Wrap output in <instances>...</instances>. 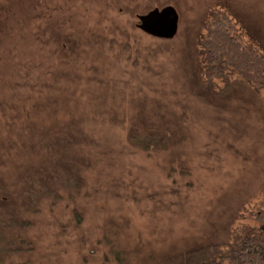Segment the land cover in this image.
Wrapping results in <instances>:
<instances>
[{"label":"rangeland","instance_id":"374dc122","mask_svg":"<svg viewBox=\"0 0 264 264\" xmlns=\"http://www.w3.org/2000/svg\"><path fill=\"white\" fill-rule=\"evenodd\" d=\"M164 5L178 17L172 38L135 27L136 15ZM10 10L16 24L0 45V153L17 160L12 143L25 141L30 124L61 131L69 115L73 141L64 147L76 153L60 157L75 186L49 179L52 190L23 216L29 250L6 260L117 264L101 241L106 227L125 264H174L187 249L222 250L241 228L257 227L264 83L229 67L207 80L198 52L215 17L264 56V0H14ZM138 119L167 133L166 150L130 144ZM4 168L7 195L16 197L23 181Z\"/></svg>","mask_w":264,"mask_h":264},{"label":"trees","instance_id":"16d2710c","mask_svg":"<svg viewBox=\"0 0 264 264\" xmlns=\"http://www.w3.org/2000/svg\"><path fill=\"white\" fill-rule=\"evenodd\" d=\"M13 4L14 0H0L1 46L8 37L6 34L10 32L9 23L16 24L10 10ZM204 28L205 34L201 38L198 52L201 56V63L205 65L203 70L200 69L204 78L209 80L214 77H223L225 68L229 67L244 80L264 83V56L242 45L225 18L214 17L213 21L206 24ZM75 120L74 116L69 115L66 125L62 124L61 131H53L55 126L51 125L50 127L43 125L35 127L30 124L24 134L25 141L19 144L20 139L12 143L17 148L16 157H18L17 154H21L17 160L14 161L10 155L0 153V264H26L25 261L13 262L6 259L29 250L28 242L23 239L21 232L28 224L23 216L28 213L29 207L30 209L34 207L43 193L47 194L52 190L48 188L49 179H53V183L65 182L67 187L75 186V179L69 174L72 172L71 164L66 161L67 159H60L61 155L68 151L65 148L66 143L73 141L71 132L74 130ZM138 121L140 125L133 126L127 132L130 144L138 146L143 151H156L158 148L166 150L171 141L167 133L162 134L155 129L149 130L148 126L141 124L144 121L139 119ZM67 133H69V138L64 136ZM61 145L62 148L58 150V146ZM73 153H76L74 148L66 155ZM31 157H34L35 161L32 159L28 161ZM19 159L25 162L20 163ZM55 159L59 162L55 163ZM7 165H11L14 173L18 174L23 181L17 190L16 197L7 195L5 190L9 187L10 181L6 174H3L4 167ZM18 180L17 177L14 183ZM76 213L74 215L78 219ZM251 216L259 222L257 227L241 228V235L234 238V241L231 240L232 243L228 242L225 245L227 249L219 250L218 245L211 243L198 245L176 255L174 264H264V208L256 209ZM112 234L114 233L108 231V228L103 227L101 241L104 242L108 253L113 256L117 264H125L124 252L113 242L114 235Z\"/></svg>","mask_w":264,"mask_h":264},{"label":"water","instance_id":"95a60500","mask_svg":"<svg viewBox=\"0 0 264 264\" xmlns=\"http://www.w3.org/2000/svg\"><path fill=\"white\" fill-rule=\"evenodd\" d=\"M135 18L138 21L135 27L152 38L166 40L177 32L178 17L175 9L170 5L153 7L141 15H136Z\"/></svg>","mask_w":264,"mask_h":264}]
</instances>
